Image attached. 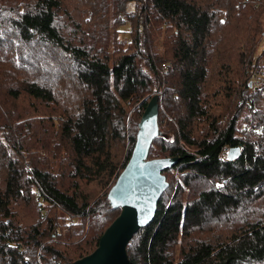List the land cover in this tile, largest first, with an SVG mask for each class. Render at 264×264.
Segmentation results:
<instances>
[{
    "label": "trees",
    "instance_id": "trees-1",
    "mask_svg": "<svg viewBox=\"0 0 264 264\" xmlns=\"http://www.w3.org/2000/svg\"><path fill=\"white\" fill-rule=\"evenodd\" d=\"M263 38L264 0H0V264H72L98 246L160 89L149 157L177 161L131 264H264ZM226 145L240 155L221 159Z\"/></svg>",
    "mask_w": 264,
    "mask_h": 264
},
{
    "label": "water",
    "instance_id": "water-1",
    "mask_svg": "<svg viewBox=\"0 0 264 264\" xmlns=\"http://www.w3.org/2000/svg\"><path fill=\"white\" fill-rule=\"evenodd\" d=\"M159 98V92L155 93L143 112L132 155L109 191L112 206L121 208L119 215L103 232L98 246L72 264H131L128 242L154 218L160 196L169 185L163 170L177 161L176 157H149L152 141L161 134ZM240 153V146L231 147L228 160Z\"/></svg>",
    "mask_w": 264,
    "mask_h": 264
},
{
    "label": "rangeland",
    "instance_id": "rangeland-1",
    "mask_svg": "<svg viewBox=\"0 0 264 264\" xmlns=\"http://www.w3.org/2000/svg\"><path fill=\"white\" fill-rule=\"evenodd\" d=\"M242 1L243 0H231V7L233 8L234 6H235V4H236V2H240V3H242ZM131 5V8H135V3L133 2V3H131L130 4ZM133 11H132V14L135 12L134 11V9H132ZM225 14L223 15V18H225ZM169 25V22L166 20L165 22H164V27H167ZM238 26H240V24H238ZM115 27V26H114ZM123 28L124 29H127L128 28V26H123L122 27V30H123ZM237 27H234V28H232V29H236ZM116 29V31L117 30H121V27H116L115 28ZM228 33V34H227ZM227 34V35H226ZM226 36L224 37V43H226L227 41H229L230 40V43H233L232 42V38H233V36L232 35H234V32L233 31H231V33L230 32H226ZM232 34V35H231ZM127 35V37H128V33L126 34ZM122 36L123 37H125V35L124 34H122ZM130 37V36H129ZM160 39H164V33L161 35V38ZM264 39V38H263ZM263 44H264V40H263ZM262 46L263 45H261V46H259V48L260 49H258V52H260V51H262L261 49H262ZM230 49V48H229ZM170 64L169 65H171L172 64V62L170 61L169 62ZM246 63V61H244V64ZM244 64H243V66H244ZM258 70V72L261 70H259V68H256L255 69V71H257ZM257 72V73H258ZM261 72H262V70H261ZM162 94V90L160 89V95ZM253 98H254V96H252V97H250V99H249V101H251V100H253ZM256 109V106H254V107H252L251 108V112H253V110H255ZM250 108L247 106L246 108H241V110H240V117L242 116V115H246V114H250ZM229 114L227 113V115H226V117L228 116ZM55 117H57V116H55ZM251 119V115L249 116V118H247V120H250ZM226 120V118L225 119H223L222 121H225ZM256 121L257 120H255L254 119V122H253V124L252 125H254L255 123H256ZM55 130L57 131V132H59L60 131V126H59V124H58V122L55 124ZM254 133H256V135L257 136H262V134L259 132V129H258V127H255V125H254ZM255 135V134H254ZM174 174V176H173V178H172V173H168V177L171 179V182L173 183V188H175V179H176V175L175 174H177V173H173ZM217 181L220 183V182H222V179H220V178H218L217 179ZM181 182H182V180H181ZM187 185V184H186ZM185 187V186H184ZM187 191H189V188L186 186L185 187V189H184V191L182 192V193H185V194H187L186 192ZM168 192L169 193H167L170 197H172L171 195L173 194V192L171 191V188L168 190ZM97 198V197H96ZM96 198L95 199H93V201H95L96 200ZM248 209H253L250 205L247 207ZM238 213H237V215H235V216H232V215H230V214H228V213H223V214H225L226 215V217L228 218V220H230V221H235V220H239V217H248L245 213H244V211L242 210H240V208L239 209H237L236 210ZM30 214H31V216H32V218H34V217H36V215H37V213H36V209H31V211H30ZM223 214H222V216H223ZM215 224V222H213V225ZM221 233H223V234H225L224 232H221ZM197 234V233H196ZM193 236H196V235H193ZM196 237H198V236H196ZM207 237H209V238H211V236L210 235H208Z\"/></svg>",
    "mask_w": 264,
    "mask_h": 264
},
{
    "label": "built area",
    "instance_id": "built-area-1",
    "mask_svg": "<svg viewBox=\"0 0 264 264\" xmlns=\"http://www.w3.org/2000/svg\"><path fill=\"white\" fill-rule=\"evenodd\" d=\"M169 67V63L165 62L163 63L162 65V68L163 70H167V68ZM262 70V72H261ZM257 74L256 76L254 77V79H252V84L253 86H257L259 83H261V81L264 80V68H262ZM231 148L230 145H226L223 147V149L221 150L220 152V155L219 157L221 159H225V160H228V153H229V149Z\"/></svg>",
    "mask_w": 264,
    "mask_h": 264
}]
</instances>
